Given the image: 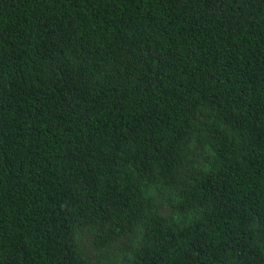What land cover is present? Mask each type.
I'll return each instance as SVG.
<instances>
[{
  "label": "trees",
  "instance_id": "1",
  "mask_svg": "<svg viewBox=\"0 0 264 264\" xmlns=\"http://www.w3.org/2000/svg\"><path fill=\"white\" fill-rule=\"evenodd\" d=\"M0 264H264V0H0Z\"/></svg>",
  "mask_w": 264,
  "mask_h": 264
}]
</instances>
